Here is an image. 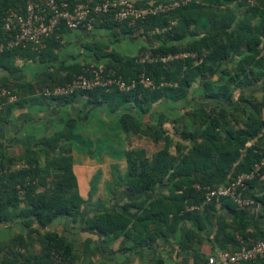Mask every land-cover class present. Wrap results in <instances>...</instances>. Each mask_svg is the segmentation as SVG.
<instances>
[{"label": "trees", "instance_id": "1", "mask_svg": "<svg viewBox=\"0 0 264 264\" xmlns=\"http://www.w3.org/2000/svg\"><path fill=\"white\" fill-rule=\"evenodd\" d=\"M57 1L73 7L91 0ZM8 10L23 14V0H0V16ZM89 25L110 30L115 37L143 39L147 45L137 55L127 56L97 44L101 51L95 59H107L101 68L62 64L48 68L31 83L12 79L18 70L16 62L56 61L68 29L59 26L43 49L32 45L3 49L0 125L9 122L14 109L39 99L66 106L83 97L92 110L106 107L116 116V125L127 143L119 156L125 162L124 186L132 199L119 211H99L87 219L83 231L98 234L103 252L125 235L142 236L152 228L158 236L173 232L174 217L195 220L197 210H190L193 206L206 212L220 203L232 211V206H237L230 199H213L204 206L202 202L206 188L226 186L264 160V105L256 96L264 87V0H189L185 6L167 14L149 15L132 26L97 16L80 30H87ZM10 38V34L0 32V43ZM146 53L186 56L163 64L141 61ZM91 70L135 85L128 91L113 85L67 96H45L44 90L64 86L80 74L89 76ZM141 77L150 80L151 86L141 84ZM197 83L199 99L192 98L191 93ZM2 91L8 95L2 96ZM11 96L16 101L9 102ZM164 101L173 106L161 107ZM77 123L76 117L69 119L62 130L44 136L36 148L26 146L14 153L0 147V225L19 222L23 227V233L0 241V264H79L84 253L95 255L88 248L90 241L76 250L54 227L62 218L76 224L85 204L78 192L71 155ZM166 124L172 132L164 128ZM133 137L145 138L161 148L149 156L146 150L130 146ZM263 176L264 165L246 183L243 197L260 203L264 213V194L258 197L252 192ZM161 184L167 185L168 196L150 201L141 198ZM227 227L220 222L215 234V243L224 250L235 253L264 241V233H242L246 225L235 229L239 240ZM194 239L197 236L187 232L180 248L190 249ZM150 242L155 240L142 238L137 245ZM241 264H264V255Z\"/></svg>", "mask_w": 264, "mask_h": 264}, {"label": "crops", "instance_id": "2", "mask_svg": "<svg viewBox=\"0 0 264 264\" xmlns=\"http://www.w3.org/2000/svg\"><path fill=\"white\" fill-rule=\"evenodd\" d=\"M97 44H100V47L107 46L108 51L114 50L127 56L137 55L139 50L147 45L142 39L115 37L107 29L66 30L62 36V46L57 50L56 61L44 64L17 61L18 70L13 74L12 79L31 83L37 80L48 68H57L62 64L65 66L72 64L90 65L101 68L107 63V59H95V54L101 51V48H97ZM3 75L4 72L0 71V78ZM194 87H198V83L193 86L192 90ZM3 92L6 91L1 92L2 96L8 95L7 92L4 94ZM14 101H16V97L11 96L9 102ZM163 104L166 108L173 106L166 101ZM73 117L79 120L74 130L75 142L71 152L73 172L77 178L79 195L85 204L76 224H73L70 219L62 218L54 223V227L59 234L64 235L73 244L76 250L84 247L86 241H90L88 248L95 255L89 256L88 253H84L79 264H156L157 262H162V264H204L212 257L217 260L216 264H221L218 261L219 253L222 251L233 252L224 250L215 243V234L220 222L227 224V231L238 240L241 236L235 229L242 230L244 225H246L245 230H242L244 234L259 236L264 233V213L260 203L243 211H239L234 206L230 211L223 208L220 203H216L212 210L206 212L203 208L196 209L195 220L192 218L180 220L178 217H174V231L167 235L158 236V232L154 228L151 229L150 233L142 236L138 234L125 235L115 240L103 252L101 250V238L98 234L83 231L87 219L99 211H119L125 202L132 199L131 194L124 186L127 177L125 162L116 155L117 143L113 144V141L107 140L109 136L106 137V134L110 135V131L118 130L116 116L111 114L106 107L92 110L83 97H78L75 103L66 106L39 99L38 102L27 103L23 108L14 109L9 122L0 125V147L14 153H18L26 146L36 148L44 136L62 130L66 122ZM100 128L105 129L100 130ZM97 129L98 131H96ZM95 132L101 133L108 143L106 148H96L100 149L97 150L101 159L100 163H95L87 158L84 150H81L82 146L80 147L78 143L80 133H82V139H85L84 134L91 133L89 135H93ZM116 139L119 140L120 145L121 142H124L121 134H117L114 140ZM104 140L96 143H103ZM81 152H84L83 156L85 157L79 158L82 156ZM104 155L110 165L109 173L105 172L103 168L105 164ZM79 159L83 161L82 165L76 163ZM98 172L102 173L100 180L92 185ZM94 189L96 190L95 193L93 192ZM252 192L254 196L258 197L264 194V176L260 178ZM168 195L167 185L161 184L157 190L147 193L141 198L150 201ZM90 197L92 198L91 203H89ZM107 205L108 207H106ZM233 212H237V214ZM200 224H202L201 229L198 228ZM189 231L193 232L197 239L193 240L190 249H181L180 243ZM17 233H23V227L19 222L11 225H0V241H6ZM142 238H153L155 242L138 246L137 242L141 241ZM196 257H199V260H196Z\"/></svg>", "mask_w": 264, "mask_h": 264}, {"label": "built area", "instance_id": "3", "mask_svg": "<svg viewBox=\"0 0 264 264\" xmlns=\"http://www.w3.org/2000/svg\"><path fill=\"white\" fill-rule=\"evenodd\" d=\"M146 1V2H145ZM24 12L8 10L0 16V32L10 34L11 38L0 43V52L3 49H13L32 45L37 49L45 48L46 40L63 25L71 31L80 30L92 17L103 16L111 18L115 22H127L128 26L134 25L138 20H144L149 15L167 14L181 6L189 3V0H91L81 2L71 7L67 2L57 0H23ZM102 21V20H101ZM104 21V20H103ZM93 26H87V30H92ZM176 56H152L146 53L141 61L169 63L174 58L185 57ZM89 76H75L72 82L58 86L51 90H44L45 96L60 97L67 96L76 91H90L95 88H110L115 85L120 91L132 89L135 82L127 84L101 75L100 71L91 70ZM140 83L145 87L151 86V81L141 77ZM6 92H3V94ZM264 160L254 167L250 173L238 175L235 180L226 186L219 188H206L202 205H208L213 199H230L239 210L256 205L250 197H243V192L248 189L246 183L252 181L260 173ZM193 206L190 210H196ZM264 255V241H257L251 247H242L235 253L222 251L218 255L221 264H238L250 262ZM215 258H209L204 264H216Z\"/></svg>", "mask_w": 264, "mask_h": 264}, {"label": "rangeland", "instance_id": "4", "mask_svg": "<svg viewBox=\"0 0 264 264\" xmlns=\"http://www.w3.org/2000/svg\"><path fill=\"white\" fill-rule=\"evenodd\" d=\"M197 88L198 87H194V89L192 90V92H191L192 95H193L192 98H196V99H199L200 98L199 97V94H198L199 92H197L198 91ZM263 90H264V87L262 88L261 91L256 92V96L260 100L263 101V105H264V98H263V92L264 91ZM162 106L163 105H161V107ZM163 107H165V106H163ZM99 127H104V126L103 125H100ZM164 128L167 129L169 132H172V128H171V126L169 124H166L164 126ZM98 129L96 131H98ZM102 129H105V128H100V130H102ZM106 129H107V127H106ZM110 132H111L110 135L106 134V137L109 136V137H107V140L109 139V140L113 141L114 142L113 144L117 143V147L115 149V152H116V155L119 156V152L121 150H123L124 148H127L126 147L127 146V143H126V141H124V142H121V145H120L119 144V140H117V139L114 140L115 139V136L117 134L118 135L121 134L119 129L118 130H113V131H110ZM89 134H91V133H89ZM89 134L87 133V134H84L83 135V137L85 139H87V140H85V139H82V133H80V135H79L80 136V141L78 143H79L80 147L82 146L81 147V150H84L85 155L87 156V158H90L95 163H100L101 162V159L99 158V153L97 151V150H100V149L99 148L96 149V148L97 147L106 148V146L108 145L107 140L106 139L104 140V136L101 133H99V132H97V133L95 132L93 135H89ZM122 137L124 138L123 135H122ZM103 140H104L103 143H98V144L96 143L97 141L101 142ZM79 145H77V146H79ZM130 146L132 148H142V149L146 150V152H147V154L149 156L152 155L153 153H155L156 152V149H160L161 148L160 145L157 146V147H155V146L152 145V143L149 140H147L145 138H138V137L131 138V140H130ZM84 152L83 153L81 152V155L82 156H80L79 158L85 157V156H83ZM103 157L105 159V164L103 165V168L105 169V172L109 173L110 172V165H109L108 159L106 158L105 155ZM82 162L83 161L80 160V159L76 161V163H78L80 165H82ZM101 175H102V173L101 172H98V175H96L95 181H93V184L92 185H94L95 182L97 183L100 180ZM109 185H110V183H109ZM93 192L95 193L96 190L94 189ZM91 197L89 198V200H91V201H89V203L92 202V198ZM106 207H108V205ZM35 250L36 251H39V247L35 246Z\"/></svg>", "mask_w": 264, "mask_h": 264}]
</instances>
